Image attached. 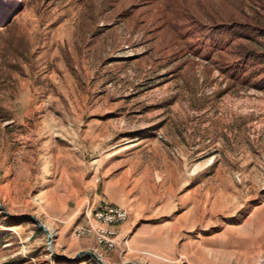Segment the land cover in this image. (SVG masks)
Returning a JSON list of instances; mask_svg holds the SVG:
<instances>
[{"label": "rangeland", "instance_id": "rangeland-1", "mask_svg": "<svg viewBox=\"0 0 264 264\" xmlns=\"http://www.w3.org/2000/svg\"><path fill=\"white\" fill-rule=\"evenodd\" d=\"M7 1L0 264H96L58 257L85 251L105 264H264V73L245 84L208 57L215 31L228 40L238 25L261 30L247 46L264 55V0ZM139 159L138 220L119 227L120 249L74 237Z\"/></svg>", "mask_w": 264, "mask_h": 264}, {"label": "trees", "instance_id": "trees-1", "mask_svg": "<svg viewBox=\"0 0 264 264\" xmlns=\"http://www.w3.org/2000/svg\"><path fill=\"white\" fill-rule=\"evenodd\" d=\"M242 26L238 25L237 28L229 30L230 33L228 35L230 37H228V40H224L222 37L226 33L225 29L222 27L218 28L215 31L218 39L215 45H209L208 57L213 58L216 52L220 60L226 64V68L231 72V78L247 84L251 81L252 75L245 77V73L256 74V71L264 73V55L261 54L263 52L259 48L254 49L247 46L248 41L252 38L247 32L258 33L261 30L258 27H253L254 30H252L251 25H248L251 30L248 29L247 25ZM201 45L203 46V44ZM86 259L89 260L88 258Z\"/></svg>", "mask_w": 264, "mask_h": 264}, {"label": "built area", "instance_id": "built-area-1", "mask_svg": "<svg viewBox=\"0 0 264 264\" xmlns=\"http://www.w3.org/2000/svg\"><path fill=\"white\" fill-rule=\"evenodd\" d=\"M128 217L126 209L103 199L95 209L85 212L83 221L73 228L72 234L79 239H93L103 252L112 253L124 243L119 227L127 222Z\"/></svg>", "mask_w": 264, "mask_h": 264}, {"label": "crops", "instance_id": "crops-1", "mask_svg": "<svg viewBox=\"0 0 264 264\" xmlns=\"http://www.w3.org/2000/svg\"><path fill=\"white\" fill-rule=\"evenodd\" d=\"M137 163L138 165H134L132 163H124L122 168H120L122 173V179L120 181L106 183L103 187L102 192V195L107 199L110 204L129 210V219L122 227V231L125 235L131 233L134 227V221L138 220V208H136V206L141 204L138 200V193L140 191L138 188L139 181H136L135 185H130L131 182L129 180L132 174L144 172L143 168H145L146 166L144 164L141 165V159H139ZM117 191L119 192L120 197L117 195ZM82 221L83 218L80 222ZM134 230V234H137L138 232H140L141 228L135 226Z\"/></svg>", "mask_w": 264, "mask_h": 264}, {"label": "water", "instance_id": "water-1", "mask_svg": "<svg viewBox=\"0 0 264 264\" xmlns=\"http://www.w3.org/2000/svg\"><path fill=\"white\" fill-rule=\"evenodd\" d=\"M4 211V210H3ZM4 213L6 215H8L5 211ZM34 222L38 225V227L43 231L45 232V234L47 235V239H48V245H49V250L51 252L52 255H56L54 253V251L51 249V244H52V240L50 238V235L48 234V230L43 226L41 225L38 220L36 219H33ZM58 256V255H56ZM79 256H84V257H87L89 260L93 261L94 263L96 264H105L95 253H92V252H89V251H85V252H81L80 254H78L74 259H68L64 256H58L60 257L61 259L65 260V261H68V262H73L74 260H76ZM131 264V263H129Z\"/></svg>", "mask_w": 264, "mask_h": 264}, {"label": "bare ground", "instance_id": "bare-ground-1", "mask_svg": "<svg viewBox=\"0 0 264 264\" xmlns=\"http://www.w3.org/2000/svg\"><path fill=\"white\" fill-rule=\"evenodd\" d=\"M21 1L22 0H12L11 2H10V4L12 5V6H17V5H19V3H21ZM2 2H5V3H8V1L7 0H2ZM8 13V11L7 10H3V14H7ZM50 235V238L52 237V235L51 234H49ZM51 249H52V247H51Z\"/></svg>", "mask_w": 264, "mask_h": 264}]
</instances>
